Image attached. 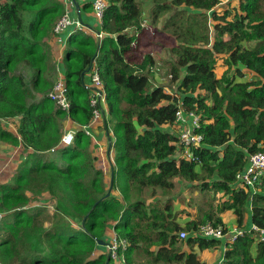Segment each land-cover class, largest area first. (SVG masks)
Listing matches in <instances>:
<instances>
[{
    "label": "trees",
    "instance_id": "obj_1",
    "mask_svg": "<svg viewBox=\"0 0 264 264\" xmlns=\"http://www.w3.org/2000/svg\"><path fill=\"white\" fill-rule=\"evenodd\" d=\"M140 1L104 0L97 29H73L63 55L70 101L63 111L47 96L57 79L49 40L57 35L53 27L65 12L63 0H2L0 143L30 152L0 183V264H114L108 254H94L110 229L128 243L125 264L140 246L154 262L208 264L193 247L223 245L222 264H264L258 231L225 242L198 235L207 222L226 231L219 213L228 209L238 227L264 228V177L252 194L235 183L248 156L264 151V0H150L146 17ZM144 19L150 23L146 34L169 56L166 78L177 83V93L152 85L150 53L140 61L129 56ZM218 58L224 65L220 76ZM94 68L105 93L100 127L110 133L113 152L108 182L84 130L78 127L73 142L58 147L66 119L76 126L90 121L85 76ZM245 70L253 77L237 80ZM179 108L198 117L194 132L201 141L188 150L163 128L174 124ZM9 118L16 134L4 126ZM183 181L226 198L181 225L176 219L184 211L174 210L171 200L159 210L142 196L146 188L153 196L157 188L171 190ZM45 193L51 210L39 201ZM182 230L186 238L179 237ZM154 245L155 253L149 249Z\"/></svg>",
    "mask_w": 264,
    "mask_h": 264
},
{
    "label": "crops",
    "instance_id": "obj_2",
    "mask_svg": "<svg viewBox=\"0 0 264 264\" xmlns=\"http://www.w3.org/2000/svg\"><path fill=\"white\" fill-rule=\"evenodd\" d=\"M76 1L79 4L80 17H78L77 10L72 0H63V3L65 5V11L70 15V17L73 20H77L78 22H80L81 26L82 25L84 26V24H89L91 27H93V29H97L100 24V20L95 15L94 10L92 8V4H91L95 0H76ZM141 11L143 12V10ZM149 24L150 23L146 19H144V21L142 22V25H143V30H145V34L142 33L139 41L134 43L131 46V51H130L129 56L132 59H134V61H140L146 53H150L153 59L155 60V66L153 67L154 75L150 81L152 85H158V84H162L161 83L162 79L156 73L157 67H158V63H156V59L162 62L164 61V57H166V54L162 49H160L159 46H156L155 44H153L151 40V38H153L152 35H150V33L146 34L147 31H150ZM73 29H75L74 26L72 25L68 26L65 30H63L62 32L55 35L52 39L49 40L53 59L56 64L57 79L59 78L64 79L63 55H64V50L66 47V41L69 35L73 32ZM142 36H146L147 40L142 38ZM142 39H144V41H141ZM223 69H224V66H223ZM252 77H253V74L249 70H245L244 77L237 78V80H240V79L250 80ZM153 79H155L158 82V84L154 83ZM85 81L86 83H88V75L85 76ZM3 123L5 127H7L10 131L16 134V130H15L16 123L14 119H11V118L6 119L3 121ZM78 127L81 128V126H76L75 124L70 123L69 119H66V121L64 122L62 131L67 130V129H77ZM164 127H165V130H168L178 135V129L180 127L178 124L174 123L173 125H164ZM90 134L93 139L94 152L95 154L101 157V164L105 171L104 180L105 182H108L110 179L109 161L113 160V152H110L108 150V143H109L108 136L110 135V133L107 130H104L100 127V121H99L98 123H96V125H92L90 127ZM27 152H30V149H25V147H22L20 145L16 146V145H11L9 143H0V183H6L10 180L17 165L20 163L23 156L27 154ZM57 160L61 162L63 161L60 157H58ZM114 194L117 196H120L118 191H115ZM223 198H226V196H224ZM152 200L153 198H149L147 199L146 203L149 204ZM39 201L41 203L47 204L48 205L47 208L49 210L52 209V202L50 201L48 194L45 193L44 195L40 196ZM34 203L36 204V201H34ZM219 215L221 216L222 220L227 224L228 228H233L234 226H236V224L234 223V215L232 213V210L228 209L222 213H219ZM182 220L183 219H180L179 216L176 219L178 223L183 225L186 221L182 223ZM251 225L252 224L247 226V228H250ZM111 232L112 230L110 229L109 230L110 235H111ZM222 239H223L222 241L224 242L227 240L225 238H222ZM157 248L158 246L154 245L149 249L150 251H153L155 253ZM182 249H184L185 251L190 250L189 247H186L185 242L182 244ZM223 250H224V245L221 246V248L216 249V250H209V249L200 250L199 248H197V246L193 247V251L197 254V256L201 260L207 262L208 264H222ZM107 251H108L107 246L100 244L95 249L94 254L95 255L99 253L107 254L108 253ZM151 259H152V256L145 253V247L143 246H140L138 250V255H137V251H134L130 254L131 264H167L165 262H154Z\"/></svg>",
    "mask_w": 264,
    "mask_h": 264
},
{
    "label": "built area",
    "instance_id": "obj_3",
    "mask_svg": "<svg viewBox=\"0 0 264 264\" xmlns=\"http://www.w3.org/2000/svg\"><path fill=\"white\" fill-rule=\"evenodd\" d=\"M1 2L2 0H0V4ZM104 5V0H95L93 2V10L99 20H101ZM71 25L75 28H79L81 26V23L77 20H73L65 11L55 22L53 31L56 34H59ZM96 35L98 38L101 37V33L99 32L96 33ZM87 86L91 88L89 99V106L91 107V118L89 123L81 126V129L84 130V132L92 138L90 134V127L92 125H96V123L101 121L103 113L106 109L105 93L98 71L95 68L88 74ZM47 96L51 100H53L57 107H59L61 110H69L70 101L67 97L65 79H56L52 89L48 92ZM174 123L178 124L181 127V132L178 133V141L180 146H183L186 150H188L190 145H197L198 143H200L201 136L194 132V128L198 125V117L195 113H185L181 108H179L175 114ZM75 132L76 129L64 130L58 147L70 145L73 142ZM261 177H264V151H258L248 156L247 164L244 167L243 171H241L237 175L235 183L237 186L243 188L246 191H250L252 194L256 192L257 184L259 183ZM1 217L2 213H0V219ZM250 231H258L261 240H264V228H258L254 224H252L251 227L247 229L238 227L236 225L233 228H228L226 231H224L221 225L214 226L211 223L207 222L200 226L198 235L206 238H225L229 241H234L237 237L242 236L245 232ZM178 235L180 238H186L188 232L182 230L178 232ZM109 239L110 240L108 241L107 248L110 257L113 259L121 257V260H123V253L128 248L127 241L124 238H120L118 235H116L113 230L111 232V235L109 236Z\"/></svg>",
    "mask_w": 264,
    "mask_h": 264
},
{
    "label": "rangeland",
    "instance_id": "obj_4",
    "mask_svg": "<svg viewBox=\"0 0 264 264\" xmlns=\"http://www.w3.org/2000/svg\"><path fill=\"white\" fill-rule=\"evenodd\" d=\"M227 4H228L227 2H224L220 6L223 8V7H226ZM149 6H150V0H142L139 2V7L141 8V10H143V15H142L143 17H146V15L148 14ZM209 24L211 25L212 23L209 22ZM142 33L145 34V30H143ZM142 38L147 40L146 36H142ZM144 39H142L141 41H144ZM168 58L169 56L166 55V57H164V61L162 62L156 59V63H158V67H159L156 73L162 79L161 83L167 86L165 87L166 91L168 92L176 91L177 93V90H176L177 83L171 84L166 78V70L169 66ZM223 66H222V58H218L217 63L215 65V72L218 76L221 75ZM153 82L158 84V82L155 79H153ZM163 128L165 129L164 126ZM180 128L181 127H179L178 129L179 131L178 133L181 132ZM56 161L58 164H61V161H58V160ZM196 168L199 169L198 167ZM192 187L195 188V186L190 185L186 183L185 181H183L181 184L176 183L175 187L171 190H163V189L157 188L155 195L153 196H150L151 188H146L145 190L142 191V196L145 197L146 199L153 198V200L149 204L151 205L152 203H155L158 209L163 208L164 201L166 202L168 200H171L173 203L174 210L184 211V212H180L179 214L180 219H183L182 223H184L185 221L192 219L193 215H196L198 211H200V209L205 208L207 205H210V204H213V205L215 204V206L219 205L221 203L220 199L223 197V194H221V192H216L214 190L200 192V191L194 190ZM186 213L190 214V216H187ZM107 237H108V232H107L106 240H105L108 242L110 239H108ZM113 260H114V264H125L124 257H123V260H121V257L113 259Z\"/></svg>",
    "mask_w": 264,
    "mask_h": 264
},
{
    "label": "water",
    "instance_id": "obj_5",
    "mask_svg": "<svg viewBox=\"0 0 264 264\" xmlns=\"http://www.w3.org/2000/svg\"><path fill=\"white\" fill-rule=\"evenodd\" d=\"M73 1V4L75 5V8L77 10V13H78V17H80V9H79V4L77 3L76 0H72ZM84 26H87V27H90L91 29H93V27H91L89 24H84ZM96 33H98L97 30H95ZM92 64V62H91ZM91 64L89 65V67L85 70V72H88L90 67H91ZM82 78H84V72L82 73ZM108 141H109V144H110V141H111V137L108 136ZM98 244H101V245H107L108 242L103 240V239H98ZM108 256H109V253H108ZM109 259V257H107V260ZM106 264H108V261H106Z\"/></svg>",
    "mask_w": 264,
    "mask_h": 264
},
{
    "label": "clouds",
    "instance_id": "obj_6",
    "mask_svg": "<svg viewBox=\"0 0 264 264\" xmlns=\"http://www.w3.org/2000/svg\"><path fill=\"white\" fill-rule=\"evenodd\" d=\"M177 136H178V135H177ZM2 217H3V214H2ZM2 217H1V219H2ZM108 239H109V238H108ZM107 245H108V244H107ZM107 245H106V246H107ZM107 249H108V248H107ZM107 252L109 253V251H107ZM108 253H107V254H108ZM123 254H124V253H123ZM109 256H110V254H109ZM123 257H124V256H123Z\"/></svg>",
    "mask_w": 264,
    "mask_h": 264
}]
</instances>
